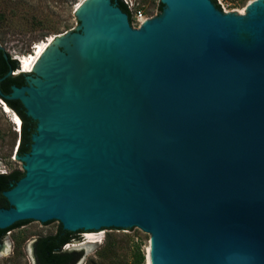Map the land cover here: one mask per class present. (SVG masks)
I'll return each mask as SVG.
<instances>
[{"label":"water","instance_id":"1","mask_svg":"<svg viewBox=\"0 0 264 264\" xmlns=\"http://www.w3.org/2000/svg\"><path fill=\"white\" fill-rule=\"evenodd\" d=\"M104 1L127 36L85 101L57 83L40 99L38 72L6 97L36 130L0 229L24 220L143 229L153 264H264V12L243 23L249 40L210 0H163L165 16L141 31ZM79 16L81 34L62 41L85 37Z\"/></svg>","mask_w":264,"mask_h":264},{"label":"rangeland","instance_id":"2","mask_svg":"<svg viewBox=\"0 0 264 264\" xmlns=\"http://www.w3.org/2000/svg\"><path fill=\"white\" fill-rule=\"evenodd\" d=\"M83 1L85 0H0V47L14 58L21 59L23 56L34 53L37 44H43L52 37L61 39L62 36L76 30H79L78 34H81L82 22L78 5ZM123 1L130 8L131 17L128 16V21L134 31L144 30V20L149 23L161 20L169 10L167 4H164L161 10L160 5L163 0ZM210 1L223 16L235 19L250 40V35L245 31L243 23L251 19L254 13L264 12V0H216V3L213 0ZM111 5L118 8L112 1ZM139 11L144 14L143 21L138 20ZM65 45H59L61 54L68 50ZM20 72L22 73V68ZM36 72L38 71L34 69L31 73L27 72V75L36 77ZM4 105L5 103L0 100V172H23V163L15 155L20 139L16 121H13L16 114L12 110L8 112ZM59 225L60 221H53L50 224L31 221L8 233V236L0 241V264H37L33 249L35 242L41 237L54 235ZM87 234H95L98 238L89 243ZM81 237L80 241H75L64 248L69 252L82 253L76 264L99 262L98 252L109 238L125 241L119 254L127 257H129L131 240L141 244L145 257L144 264H146L152 241L151 234L143 229L106 232L92 230L83 233Z\"/></svg>","mask_w":264,"mask_h":264},{"label":"bare ground","instance_id":"3","mask_svg":"<svg viewBox=\"0 0 264 264\" xmlns=\"http://www.w3.org/2000/svg\"><path fill=\"white\" fill-rule=\"evenodd\" d=\"M169 1L175 8L184 5H195L199 2V0ZM78 7L79 14L84 18L87 26L85 37L77 36L65 41L52 37L43 44H37L34 53L21 57L22 72L31 73L36 69L46 77L45 82H38L39 89L37 93L40 99H46L49 95L54 96L57 91V83L67 97L73 93L76 99L75 102H80L79 99H81V102L85 101L84 94L89 91L90 82L92 81L95 85L97 74L107 71L110 59L116 55L117 45L127 36L124 17L111 12L104 0H85ZM148 23L146 20L143 21L144 26H148ZM118 32L120 33L117 35ZM117 36L118 40L114 42ZM61 44H66L69 57L65 53L61 54L59 52V45ZM6 109L8 112L11 111L7 106ZM17 118L19 117L15 115L13 121L17 122ZM55 128L47 126L49 130ZM49 151L47 150V152ZM42 166L41 162H36L33 168ZM22 205V208L30 207L33 202L28 201ZM86 237L89 243L98 238L95 234H87ZM152 248L153 242L151 241L148 264H153Z\"/></svg>","mask_w":264,"mask_h":264},{"label":"trees","instance_id":"4","mask_svg":"<svg viewBox=\"0 0 264 264\" xmlns=\"http://www.w3.org/2000/svg\"><path fill=\"white\" fill-rule=\"evenodd\" d=\"M124 13L131 17V11L128 4L123 0H111ZM216 3V0H213ZM161 10L164 4L160 5ZM218 8L220 6L218 5ZM21 65L17 58L8 54L0 47V100L5 103L21 120L22 127L20 131L17 156L23 157L30 153L32 145V134L36 130V122L27 115V111L19 100H9L6 97L12 92L13 87H25L28 85V73L20 72ZM22 171H13L11 173L0 172V209H10L12 206L6 196L23 177ZM31 220H24L15 223L8 229H0V241L8 236V233L16 230ZM53 221L46 222L50 224ZM83 229L71 231L65 229L60 223L57 232L54 235L41 237L34 244V256L37 264H76L81 254L79 252H69L64 248L75 241L81 240V235L85 233ZM124 240L107 239L105 246L98 252L99 262L91 261L87 264H144L145 257L141 249V244L131 240L129 245V257L120 255L119 250Z\"/></svg>","mask_w":264,"mask_h":264},{"label":"built area","instance_id":"5","mask_svg":"<svg viewBox=\"0 0 264 264\" xmlns=\"http://www.w3.org/2000/svg\"><path fill=\"white\" fill-rule=\"evenodd\" d=\"M137 17H138V20H139V21H143V19H144V14L142 13V11H139V12H138V16H137ZM19 132H20V131H19ZM15 155H16V152H15ZM2 173H3V172H2Z\"/></svg>","mask_w":264,"mask_h":264}]
</instances>
